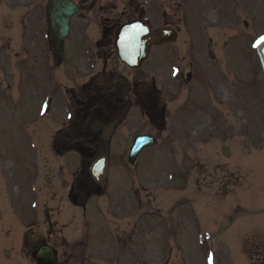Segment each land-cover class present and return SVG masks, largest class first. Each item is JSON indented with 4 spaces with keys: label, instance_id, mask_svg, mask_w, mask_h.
I'll return each instance as SVG.
<instances>
[{
    "label": "flooded vegetation",
    "instance_id": "obj_1",
    "mask_svg": "<svg viewBox=\"0 0 264 264\" xmlns=\"http://www.w3.org/2000/svg\"><path fill=\"white\" fill-rule=\"evenodd\" d=\"M71 1L77 10L57 60L46 0L6 5L13 22L0 32L1 129L9 123V131L20 127L33 138L31 153L43 165L35 175L43 211L24 216L0 200V264H22L24 258L34 263L31 253L41 245L56 249V264H80L89 243L100 246L99 230L108 224L114 229L110 243L126 250L128 264H182L180 234L183 223L195 219L201 187L220 198L243 184L240 164L232 172L229 162L215 164L207 155L204 166L196 139L181 136L198 116L202 130L209 126L212 101L227 98L201 83L205 60L216 58L212 46L203 49L182 30L190 10L184 0ZM254 1L264 6V0ZM143 18L172 30L165 34L172 41L150 47L146 60L131 67L119 59L115 36L125 23ZM137 136L155 144L143 146L129 163ZM158 150L167 161L153 170L149 160ZM103 161L100 190L91 166ZM111 166L123 172L125 193L102 204ZM70 207L83 215L73 241L66 233ZM250 255L264 264L262 236Z\"/></svg>",
    "mask_w": 264,
    "mask_h": 264
},
{
    "label": "rangeland",
    "instance_id": "obj_2",
    "mask_svg": "<svg viewBox=\"0 0 264 264\" xmlns=\"http://www.w3.org/2000/svg\"><path fill=\"white\" fill-rule=\"evenodd\" d=\"M16 3L21 2L0 0L2 34L7 30L3 27L13 22L6 5ZM257 4L254 0L183 2L190 10L182 30L203 49L207 50L210 44L216 56L205 60L201 83L214 92L219 90L222 97L229 95L228 90L230 95L212 101L209 126L202 130L198 116L196 123L191 120L185 124L181 136L191 135L196 139L194 150L204 157L206 154L211 156L212 161L227 156L234 163L232 165L240 164L244 176L242 186L224 200H217L206 188L199 191L193 228L182 232L183 264H251L245 254L246 245L254 244L256 235L264 237V87L256 57L251 51L252 44L264 33V6ZM209 11L214 12L211 17L207 16ZM1 124L0 200L7 199L16 213L40 215L43 200L35 175L43 165L35 161L31 153L33 138L23 128L9 131V123L7 129H1ZM162 156L158 150L149 160L153 170L160 168L159 163L167 161V157L162 159ZM115 158L113 153L112 159L117 163ZM204 163L209 161L204 159ZM121 173L114 166L110 167L106 191L99 198L102 204L118 193H125ZM125 178L127 183L128 176ZM185 210L187 208L183 216ZM53 212L56 214V210ZM70 212L79 228L83 218L81 210L70 207ZM108 225L99 230L100 246H94L92 253L86 247L84 255L87 253L90 260L84 264H127L126 250L116 249L110 243L109 233L114 229ZM69 231H66L67 235L71 236V241L75 240L78 230ZM154 252L151 250L149 256L153 257ZM22 264L33 263L23 260Z\"/></svg>",
    "mask_w": 264,
    "mask_h": 264
},
{
    "label": "water",
    "instance_id": "obj_3",
    "mask_svg": "<svg viewBox=\"0 0 264 264\" xmlns=\"http://www.w3.org/2000/svg\"><path fill=\"white\" fill-rule=\"evenodd\" d=\"M69 6L70 4L66 0H48L47 3V12L50 18V28L53 38L52 46L56 58L60 51V39L67 34ZM136 26H131L132 29L128 33L127 41L122 42V45L117 48L120 58L129 65L138 64L145 57L147 43L159 44L163 40L161 38L162 30H153L146 23ZM256 52L264 73V43L256 47ZM143 144V141L139 140V143L136 142L135 145L136 147L138 145L139 148ZM46 250L41 248L33 254L37 264H54V255Z\"/></svg>",
    "mask_w": 264,
    "mask_h": 264
},
{
    "label": "snow or ice",
    "instance_id": "obj_4",
    "mask_svg": "<svg viewBox=\"0 0 264 264\" xmlns=\"http://www.w3.org/2000/svg\"><path fill=\"white\" fill-rule=\"evenodd\" d=\"M262 43H264V36H260L258 39H256L253 47L260 46Z\"/></svg>",
    "mask_w": 264,
    "mask_h": 264
},
{
    "label": "bare ground",
    "instance_id": "obj_5",
    "mask_svg": "<svg viewBox=\"0 0 264 264\" xmlns=\"http://www.w3.org/2000/svg\"><path fill=\"white\" fill-rule=\"evenodd\" d=\"M213 13H214L213 11H209L208 14H207V16L208 17H211L213 15Z\"/></svg>",
    "mask_w": 264,
    "mask_h": 264
}]
</instances>
